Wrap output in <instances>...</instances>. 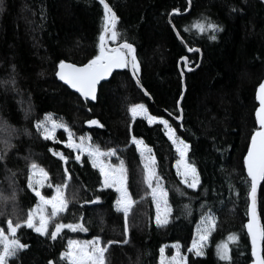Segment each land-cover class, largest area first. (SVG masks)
Here are the masks:
<instances>
[{"label":"trees","instance_id":"obj_1","mask_svg":"<svg viewBox=\"0 0 264 264\" xmlns=\"http://www.w3.org/2000/svg\"><path fill=\"white\" fill-rule=\"evenodd\" d=\"M105 1L118 17V36L109 44L125 40L133 44L139 83L150 97L137 85L128 68L114 72L102 83L94 102L85 101L57 81L55 70L60 60L83 64L98 54L99 34L104 27V8L98 0H3L0 117L18 131L12 140L14 147L0 163V192L11 193L6 179V168L10 169L15 173L18 189V215L23 217L36 203L26 187L30 161L46 169L53 184L63 181L62 163L48 148L66 155H71V150L45 141L34 127L36 120L51 113L65 121L75 135L88 133L102 149H117V156L127 167L129 191L137 200L127 218L129 242L111 244L106 253L107 264H157L160 247L166 245L165 253L171 254L168 244L176 241L186 253L187 264H228L216 255V244L230 232L239 235L238 244L230 245L231 264H251V240L244 227L248 221L250 181L244 172L243 157L250 135L257 128L256 90L264 77V4L259 0H191L188 13L172 15L169 20L173 8L179 12L187 8L186 0ZM205 18L218 23L220 30L199 32L192 27ZM177 32L189 48L197 47L199 52L187 54ZM211 35L217 38L212 40ZM184 55L188 67L197 63L198 67L184 72V63H179ZM181 72L185 91L178 107ZM10 78L14 85L4 83ZM137 103L143 104L151 115L169 120L177 135L191 145L188 159L195 163L200 175L197 189H188L181 183L174 169L179 157L163 126L158 122L149 125L141 116L132 119L129 108ZM26 107H30L27 118ZM179 108L182 117L177 122ZM89 119L99 120L103 127L87 125L85 121ZM25 129L30 134H25ZM56 135L59 140L66 139L63 130ZM133 135L152 148L157 170L169 191L172 213L164 226L158 227L154 221V206L146 194L140 155L131 142ZM82 159L83 164L67 165L72 170L65 192L70 203L60 219L69 222L83 213L88 231L64 230L59 239L51 241L21 228L17 234L29 247L19 251L9 264L59 261L68 239L99 235L104 244L124 240L125 218L113 207L117 192L114 188L100 189L98 169L87 162V156ZM176 188L186 195L177 194ZM42 192L51 195L52 190L45 187ZM94 194L101 201L82 206ZM185 204H190L189 213L184 210ZM6 207L10 210L11 203ZM208 210L215 214L216 225L204 255L196 256L187 250L197 222ZM258 211L264 227V181L259 187ZM5 219L0 216V226L6 230Z\"/></svg>","mask_w":264,"mask_h":264},{"label":"snow or ice","instance_id":"obj_2","mask_svg":"<svg viewBox=\"0 0 264 264\" xmlns=\"http://www.w3.org/2000/svg\"><path fill=\"white\" fill-rule=\"evenodd\" d=\"M99 3L104 8V27L99 34L98 54L90 59L86 64L77 66L76 64L66 63L60 60L58 64L57 77L64 81L70 88L75 89L81 97L87 101L88 99H96V85L97 83L110 74L113 69L130 68L133 76L139 84L138 72L139 64L135 55V49L132 43L126 40L113 48H106L107 39L116 40L118 33L116 25L118 17L112 8L105 0H99ZM191 0H189V4ZM3 0H0V10H2ZM187 10V9H185ZM180 9L173 8L172 12L178 13ZM171 23V21H170ZM193 28L199 32L211 30L213 33L220 30V25L210 19L197 20ZM175 31V26H173ZM187 31V29H185ZM177 38H181L177 32ZM215 40L216 35L209 37ZM182 40V38H181ZM183 42V40H182ZM189 51H199V49L189 48ZM185 60V57H181ZM183 76V73H181ZM14 85V80L6 81ZM183 95V94H181ZM256 99L260 106L256 109V124L258 127L251 134V142L248 146L247 155L244 157V165L247 169V176L250 178V190L248 197L251 203L248 205L249 220L244 226L247 228L248 237L251 240V264H264V254H261V244L264 243V227H261L256 214V193L257 186L261 181H264V82H261L257 89ZM179 103V102H177ZM25 118L29 109H24ZM132 119L135 120L137 116H141L147 120L149 125L159 123L165 129V135L178 154L175 167L177 175L181 177V183L186 185L188 189H197L200 185V175L197 171L195 163L189 162L188 153L191 145L180 136L177 135L176 129L172 126L169 120L161 116L150 115L147 109L142 104H134L129 108ZM171 115V113H169ZM180 120V116L175 117ZM89 126L96 125L103 127L97 119H89L85 121ZM39 135L45 141H52L54 143L63 144L65 148L71 150V155H66L63 151L56 148L49 147L48 151L62 163L63 166V181L61 183L53 184L50 180L49 172L35 161H30L27 165V180L26 187L30 190L36 198V203L28 208L26 215L23 217L18 215L17 200V186L14 180L15 173L6 168L9 175L6 179L9 181L10 195H4L0 192V216L6 217L5 227L0 226V264H9V260L17 256L18 252L29 247V244L23 243L18 236V230L26 228L32 230L40 237H45L48 240L56 241L61 237L64 230L71 232H87L88 227L84 221L83 213L80 217L74 216L72 221L64 222L60 219L62 214L68 210L69 199L65 192L72 179V170L67 165L70 162L83 164L85 161L82 157L87 156V162L91 166L98 169L100 174L99 188H114L117 192V198L113 202V207L117 212H122L125 218L124 224V240L123 241H108L107 244L102 243L99 235L93 236L90 240H75L68 239L65 250L59 253V261L49 259L47 264H107L106 253L109 246L113 243L127 244L129 242L128 233L129 228L127 218L129 212L137 200L133 198L128 186V170L122 159L117 156V149L108 148L101 149L99 145L91 142V137L87 134L76 137L71 127L63 120L52 118V114H45V119L37 120L34 124ZM57 130H63L66 139L59 140L57 138ZM15 129L4 117H0V163L6 159L7 153L14 147L12 143L13 138L17 134ZM25 134L28 130H24ZM131 142L136 145L137 151L140 154V163L143 166V183L146 187V194L151 195L152 204L155 207V223L158 227L164 226L169 222V217L172 213V207L169 203V191L163 184V177L157 170L156 157L152 148L144 143L142 138L133 135ZM116 156L119 160L118 164H111L106 161L105 157ZM29 159V157H25ZM47 187L52 190L51 195H45L42 189ZM180 196H185L186 193L179 189H175ZM75 198V193H73ZM99 195H93L91 199L84 200V204L94 205L101 201ZM11 203L12 207L9 210L6 205ZM202 208L205 205H201ZM50 209V211H49ZM186 213L190 211V204L184 205ZM15 217V219H13ZM103 222L101 218V223ZM50 224L54 227L50 228ZM216 225L215 214L208 210L203 212L197 223L196 234L194 235L189 252L196 256H203V248L208 242L211 231ZM239 235L235 232H230L227 238L217 242L216 255L221 261H226L231 264L232 244H238ZM165 247L162 245L159 249L160 260L159 264H187L186 256L180 252L179 241L174 242L171 247L176 251L171 257L165 255Z\"/></svg>","mask_w":264,"mask_h":264},{"label":"water","instance_id":"obj_3","mask_svg":"<svg viewBox=\"0 0 264 264\" xmlns=\"http://www.w3.org/2000/svg\"><path fill=\"white\" fill-rule=\"evenodd\" d=\"M99 1V0H98ZM187 1V10H184L183 12H178V13H174V12H170V14H169V20H170V18H171V16L172 15H184V14H186V13H188L189 12V9H190V4H189V0H186ZM259 1H261L263 4H264V0H259ZM106 2V1H105ZM107 3V2H106ZM110 6V5H109ZM114 12V11H113ZM179 39V41H180V43L182 44V46L184 47V49H185V51H186V53L187 54H190V53H192V52H197V51H189L188 49H189V47L185 44V42L183 41L182 42V40H181V38H178ZM109 40H110V38L109 39H107V41H106V44H105V47L106 48H113V47H116V46H118L120 43H122V42H120V43H118V44H114V45H111V44H109ZM192 49H198L197 47H193ZM199 52V51H198ZM183 57H185L186 59L185 60H181V59H179V63L180 62H183L184 63V67H183V69H184V72H189V71H191V70H193V69H196L197 67H198V63L193 67V68H190V67H188V65H187V57H186V55H184ZM66 63H72V64H76V63H73V62H70V61H65ZM88 62V61H87ZM87 62H85V63H83V64H86ZM83 64H76L77 66H82ZM122 69V68H121ZM121 69H113V71L110 73V74H108L107 76H105L104 78H102L98 83H97V85H96V97H97V94H98V90H99V86L102 84V83H104V82H106V81H108L110 78H111V76L113 75V73L114 72H117V71H119V70H121ZM129 70H130V72H131V74H132V76H133V73H132V71H131V69L130 68H128ZM58 71V65H57V67H56V70H55V77H56V79H57V81L58 82H60L61 84H63L65 87H67L70 91H72L73 93H75V94H77L79 97H81L80 96V94L75 90V89H72V88H70L67 84H65L64 83V81H62V80H60L58 77H57V75H56V72ZM184 72H181V73H183V76H181L182 78H181V82H182V93L181 94H184V91H185V87H184ZM133 78H134V80H135V82L137 83V80H136V78L133 76ZM261 82H264V77H263V79H262V81ZM260 82V83H261ZM137 85L140 87V88H142V86L140 85V83L138 84L137 83ZM260 85V84H259ZM259 85H258V87H257V89L259 88ZM143 89V88H142ZM143 91H144V89H143ZM256 93H257V90H256ZM144 94L147 96V97H150L145 91H144ZM182 96L183 95H180V98H179V100H178V102L179 103H177L178 104V107L180 106V103H181V99H182ZM82 99H84L83 97H81ZM89 101H91V102H94L95 100H91V99H88ZM257 100V99H256ZM257 103H258V107L260 106V104H259V101L257 100ZM257 107V108H258ZM178 116H180V117H182V111H181V109L179 108V115ZM256 116V115H255ZM176 120V119H175ZM181 120V119H180ZM180 120H176L177 122H179ZM257 127H258V125H257ZM250 142H251V135H250V138H249V142H248V145H247V148H246V151H245V154H244V157L247 155V152H248V146H249V144H250ZM244 157H243V166H244V172H245V174H246V176H247V169H246V167H245V165H244ZM248 177V176H247ZM248 179H249V181H250V178L248 177ZM261 183H262V181L258 184V186H257V193H256V214H257V219H258V221H259V224H260V226L261 227H263L262 226V223H261V219H260V215H259V211H258V192H259V187H260V185H261ZM250 190V189H249ZM251 203V200H250V198L248 197V205ZM247 212H248V209H247ZM248 220H249V215H248ZM248 222V221H247ZM247 224V223H246ZM246 230H247V228H246ZM261 254H262V244H261Z\"/></svg>","mask_w":264,"mask_h":264},{"label":"rangeland","instance_id":"obj_4","mask_svg":"<svg viewBox=\"0 0 264 264\" xmlns=\"http://www.w3.org/2000/svg\"><path fill=\"white\" fill-rule=\"evenodd\" d=\"M137 104H141V103H137ZM143 105V104H142ZM146 108V107H145ZM26 109H29V111L28 112H30V107H26ZM27 112V113H28ZM148 112V111H147ZM48 114V113H47ZM148 114H150V113H148ZM151 115V114H150ZM52 118H54V119H58L56 116H54L53 114H52ZM43 119H45V114L40 118V119H38V120H43ZM58 120H60V119H58ZM37 121V120H36ZM163 126V125H162ZM164 128V127H163ZM165 130V129H164ZM58 131V130H57ZM84 134H87V135H89L88 133H83V134H78V135H76V137H79V136H81V135H84ZM90 136V135H89ZM91 142L93 143V141L91 140ZM94 144V143H93ZM135 145V144H134ZM135 147H136V145H135ZM102 149V148H101ZM137 149V148H136ZM139 153V152H138ZM140 155V154H139ZM106 161H108V162H110L111 164H118L119 163V160L116 158V156H112V157H105L104 158ZM140 160H141V157H140ZM176 164V163H175ZM175 164H174V169H175V171H176V173H177V169H176V167H175ZM141 168H142V173H143V166H142V164H141ZM179 178H180V180H181V177L179 176ZM118 195V194H117ZM148 195V197L151 199V195L150 194H147ZM117 198V197H116ZM154 206V205H153ZM49 211H50V209H49ZM200 220V219H199ZM154 221H155V207H154ZM199 222V221H198ZM197 222V223H198ZM196 230H197V224H196V226H195V230H194V235L196 234ZM214 230V229H213ZM212 230V231H213ZM211 231V232H212ZM193 238H194V236H193ZM73 239H75V240H80V241H83V240H90L91 238H89V239H80V238H73ZM192 241H193V239H192ZM192 241H191V243H190V246H191V244H192ZM103 243V242H102ZM173 243H170V244H168L169 246H171ZM208 245V242L205 244V246H204V248H203V251H205V249H206V246ZM166 246V245H165ZM189 246V247H190ZM165 249H166V247H165ZM189 249V248H188ZM176 250L174 249V248H172V253L171 254H166L165 253V255L167 256V257H171L172 256V254L175 252ZM187 251H189V250H187ZM180 252H181V254L182 255H185L186 256V253L185 252H183V251H181V248H180ZM159 260H160V254H159V258H158V262H157V264H159Z\"/></svg>","mask_w":264,"mask_h":264}]
</instances>
